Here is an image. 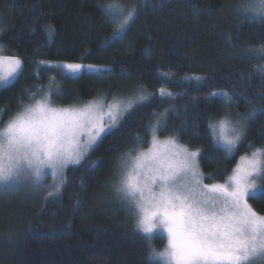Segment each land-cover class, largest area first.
Instances as JSON below:
<instances>
[{
    "label": "trees",
    "instance_id": "1",
    "mask_svg": "<svg viewBox=\"0 0 264 264\" xmlns=\"http://www.w3.org/2000/svg\"><path fill=\"white\" fill-rule=\"evenodd\" d=\"M109 2L0 0V56L22 61L0 89V126L30 101V92L54 86L60 96L51 98L60 105L106 94L148 98L126 111L80 164L69 165L52 196L0 190V264H163L149 253L163 250L165 237L138 232L134 215L113 194L123 158L147 144L164 115L159 135L201 150L203 173L213 177L204 183L225 182L240 158L264 148V116L249 122L231 154L207 127L223 116V102L234 119L264 105V59L249 53L264 45V23L241 22L234 14L239 0H119L138 13L117 39V26L98 8ZM64 63L95 67L68 75L57 66ZM220 90L233 99L210 95ZM213 154L215 162L208 160ZM249 203L264 214V199Z\"/></svg>",
    "mask_w": 264,
    "mask_h": 264
},
{
    "label": "snow or ice",
    "instance_id": "2",
    "mask_svg": "<svg viewBox=\"0 0 264 264\" xmlns=\"http://www.w3.org/2000/svg\"><path fill=\"white\" fill-rule=\"evenodd\" d=\"M98 8L117 26L113 33L117 39L138 13L119 0ZM234 14L241 22L264 23V0H239ZM249 53L264 59V45L250 48ZM57 66L68 75L95 67L81 63ZM21 69L19 57L0 56V84H7L9 78L14 80ZM210 95L233 99L223 90ZM28 96L32 103L23 105L0 127V190L22 185L39 188L45 169H50L54 177H60L52 185L58 191L62 173L69 165L80 164L93 146L117 127L123 119L122 111L143 106L148 99L141 95L135 104L123 109L119 104H108L105 112L100 104L60 108L47 96L36 98L31 92ZM258 116H264V105L249 108L239 119L228 113L207 127L212 140L231 154L243 140L249 122ZM166 127V120H156L150 128L151 147L130 155L114 185L116 198L137 216L138 232L149 239L157 230L166 234V247L161 251L151 249L149 259H159L163 264H264V214L249 203L250 199H264V186L257 184V179L264 178V148H255L225 182L204 183L213 177L203 173L201 150H189L174 135L159 140V131ZM216 159L214 154L208 156L209 161Z\"/></svg>",
    "mask_w": 264,
    "mask_h": 264
},
{
    "label": "rangeland",
    "instance_id": "3",
    "mask_svg": "<svg viewBox=\"0 0 264 264\" xmlns=\"http://www.w3.org/2000/svg\"><path fill=\"white\" fill-rule=\"evenodd\" d=\"M263 68H264V64H263ZM59 69L66 73L65 70L61 67H59ZM13 80V78H9V82L7 84H0V89L1 88H4L6 87L11 81ZM52 93H54L55 95H58L60 96V89L57 87V86H54V87H51V88H48L46 90H44L42 93L36 95L35 97L36 98H41V97H44V96H47L51 102V104L53 106H56V107H60V108H76V109H79V108H82L84 107L85 105L87 104H100V105H104L105 106V112H107V105L108 104H119L121 106V108L123 109L125 105L129 104V103H136L138 100H139V97L141 96V94H138L134 99H128V98H125V97H120L121 99H117V98H113L110 100V98L112 97H108L109 95L106 94V95H102L100 97H95V98H92V99H89L83 103H80V104H72V105H60L58 104V102H54V100H52L51 98V95ZM116 97V96H115ZM29 103H32V101L30 100L28 103L24 104V105H27ZM222 107H223V116H221V118H223L225 115H227L228 113H231V116L233 118L234 114L231 112V109H230V105L229 103L227 102H223L222 104ZM22 109V107L18 110L20 111ZM17 111V112H18ZM16 112V113H17ZM126 111H122L121 115L123 116L124 113ZM239 117V116H238ZM220 118V119H221ZM240 118V117H239ZM159 119H164L166 120V116H162L161 118ZM220 119H217V120H220ZM234 119V118H233ZM216 119H214L213 121L211 122H217ZM8 121V120H7ZM3 126V125H2ZM0 126V127H2ZM168 137H162L161 135L158 134V139L163 141L165 139H167ZM84 140V137H81V141ZM178 141V140H177ZM179 142V141H178ZM180 143V142H179ZM181 144V143H180ZM94 147V146H93ZM151 147V132L149 133V136H148V141H147V144L140 150L136 151L134 154L132 155H135L137 154L138 152L140 151H146L148 148ZM189 150H192V149H189ZM251 155V154H250ZM250 155H247V156H244L242 158L239 159L237 165L241 164L242 163V160L243 159H246V158H250ZM130 159V155H126L124 158H123V161L121 162V165H120V170H118V178L117 180L119 179V175H120V171H121V168L122 166L124 165L125 162H127L128 160ZM237 167V166H236ZM235 170V169H234ZM233 170V171H234ZM63 174V173H62ZM58 180H60V177H54L52 174H51V170L50 169H45V172H44V179H43V183H42V186H40L39 188H32V187H29V186H20L16 189V191H19V192H22L24 194H48L50 191L55 193L57 190L55 188L52 187V185L56 184L58 182ZM118 183V182H117ZM223 183V182H222ZM257 184L259 186H263L264 183H263V178L261 179H257ZM38 192V193H37ZM115 193V191H114ZM113 197L115 198L116 195L113 194ZM118 200V199H117ZM118 202L120 204H124L126 207H128L129 211L132 212V214L134 215L135 217V220L137 221V216L134 214V212L132 211V209L127 206L124 202L118 200ZM155 234H159V235H163L166 239V234L162 231V230H157ZM167 242V241H166ZM166 247V246H165Z\"/></svg>",
    "mask_w": 264,
    "mask_h": 264
}]
</instances>
